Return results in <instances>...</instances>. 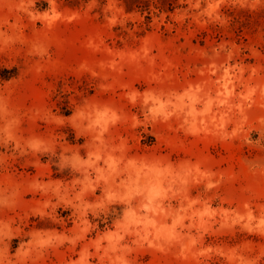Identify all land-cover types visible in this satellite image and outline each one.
Segmentation results:
<instances>
[{
	"label": "rangeland",
	"instance_id": "374dc122",
	"mask_svg": "<svg viewBox=\"0 0 264 264\" xmlns=\"http://www.w3.org/2000/svg\"><path fill=\"white\" fill-rule=\"evenodd\" d=\"M0 0V264H264V0Z\"/></svg>",
	"mask_w": 264,
	"mask_h": 264
},
{
	"label": "trees",
	"instance_id": "16d2710c",
	"mask_svg": "<svg viewBox=\"0 0 264 264\" xmlns=\"http://www.w3.org/2000/svg\"><path fill=\"white\" fill-rule=\"evenodd\" d=\"M156 5L159 6V1L157 0Z\"/></svg>",
	"mask_w": 264,
	"mask_h": 264
}]
</instances>
